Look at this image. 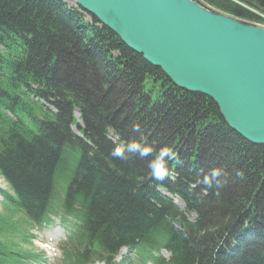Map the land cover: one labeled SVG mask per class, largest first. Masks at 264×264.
I'll return each mask as SVG.
<instances>
[{"label": "trees", "instance_id": "16d2710c", "mask_svg": "<svg viewBox=\"0 0 264 264\" xmlns=\"http://www.w3.org/2000/svg\"><path fill=\"white\" fill-rule=\"evenodd\" d=\"M193 1L264 25V0ZM140 137L177 154L173 179L110 156ZM212 168L226 184L192 187ZM0 175V264L44 262L23 247L51 218L68 233L58 264H114L123 246L136 258L118 264H264V145L66 0H0Z\"/></svg>", "mask_w": 264, "mask_h": 264}, {"label": "water", "instance_id": "95a60500", "mask_svg": "<svg viewBox=\"0 0 264 264\" xmlns=\"http://www.w3.org/2000/svg\"><path fill=\"white\" fill-rule=\"evenodd\" d=\"M178 89L210 99L227 127L264 145V28L192 0H69Z\"/></svg>", "mask_w": 264, "mask_h": 264}, {"label": "clouds", "instance_id": "9594fccd", "mask_svg": "<svg viewBox=\"0 0 264 264\" xmlns=\"http://www.w3.org/2000/svg\"><path fill=\"white\" fill-rule=\"evenodd\" d=\"M109 131L115 133L116 130L109 126ZM133 131H138V126H134ZM117 139H119L118 134ZM110 156L125 162L136 157L140 159L151 158L148 161V173L152 180L163 182L166 179L170 180L174 178V173L170 170L169 164L171 161L177 159V154L167 147L157 151L143 137L117 143L111 150ZM227 181L228 174L225 173L222 168H212L202 177L196 178L192 187H200L201 190L206 193L213 188L218 189L222 187ZM177 227H179V225H177Z\"/></svg>", "mask_w": 264, "mask_h": 264}, {"label": "rangeland", "instance_id": "374dc122", "mask_svg": "<svg viewBox=\"0 0 264 264\" xmlns=\"http://www.w3.org/2000/svg\"><path fill=\"white\" fill-rule=\"evenodd\" d=\"M71 3V4H70ZM69 4L72 7H75L74 3L70 2ZM246 23H248L246 21ZM250 24V23H248ZM254 25V24H253ZM259 27H263V24H257ZM0 189L7 190V186L2 181L0 177ZM37 233H34V239L33 243L31 245H26L24 247L25 250H30L32 252L38 253L43 252L45 254L48 264H57L58 258L60 257L59 250L56 248V242L58 237L61 238V235L59 234V230L57 228H51L49 231L43 230L42 232L36 231ZM164 255H166L164 253Z\"/></svg>", "mask_w": 264, "mask_h": 264}, {"label": "bare ground", "instance_id": "6f19581e", "mask_svg": "<svg viewBox=\"0 0 264 264\" xmlns=\"http://www.w3.org/2000/svg\"><path fill=\"white\" fill-rule=\"evenodd\" d=\"M193 1V0H192ZM71 2V1H70ZM193 2H195V1H193ZM198 4V3H197ZM199 5V4H198ZM200 6V5H199ZM75 7H77V6H75ZM202 7V6H201ZM79 8V7H78ZM80 9V8H79ZM206 9V8H205ZM83 11V10H82ZM84 12V11H83ZM99 23V22H98ZM100 24V23H99ZM119 39V38H118ZM155 68V67H154Z\"/></svg>", "mask_w": 264, "mask_h": 264}]
</instances>
